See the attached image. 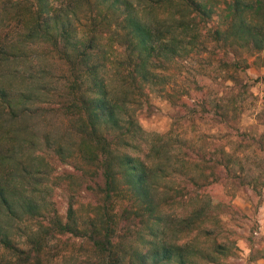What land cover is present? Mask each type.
<instances>
[{
  "label": "trees",
  "instance_id": "trees-1",
  "mask_svg": "<svg viewBox=\"0 0 264 264\" xmlns=\"http://www.w3.org/2000/svg\"><path fill=\"white\" fill-rule=\"evenodd\" d=\"M238 50L264 51V0H0V264L227 257L219 182L224 175L259 196V177L237 172L224 149L192 158L180 139L145 132L135 107L150 93L171 101L178 60ZM221 65L234 80L248 67ZM54 112L65 127L43 134L40 120ZM51 156L80 177L51 176ZM80 178L92 203L78 199ZM50 180L67 184L64 217Z\"/></svg>",
  "mask_w": 264,
  "mask_h": 264
},
{
  "label": "rangeland",
  "instance_id": "rangeland-1",
  "mask_svg": "<svg viewBox=\"0 0 264 264\" xmlns=\"http://www.w3.org/2000/svg\"><path fill=\"white\" fill-rule=\"evenodd\" d=\"M217 21L215 17L212 25ZM216 54L205 52L178 60L166 88L171 101L150 93L147 101L135 107V113L145 132L166 136L173 143L180 139L190 157L194 158L199 150L216 154L224 149L240 161L235 165L237 172L243 168L249 175L259 177V196L251 186H242L224 175L219 182V199L235 209H228L227 205L218 212L222 238L227 239L231 251L217 264H264V139L262 145L256 144L259 136L264 137V51L253 55L240 50ZM239 59H244L248 67L238 72L234 80L229 73L232 67L221 64ZM63 72L62 65L56 64L55 73ZM43 107L56 109L58 104L54 101ZM65 123L63 116L54 112L46 114L39 127L43 134H54L60 133ZM50 159L51 176L80 177L78 169L60 164L53 156ZM76 182L78 199L92 203L93 197L87 190L90 182L81 178ZM66 185L63 180L55 185L53 181L49 196L61 217L65 216L68 204Z\"/></svg>",
  "mask_w": 264,
  "mask_h": 264
}]
</instances>
